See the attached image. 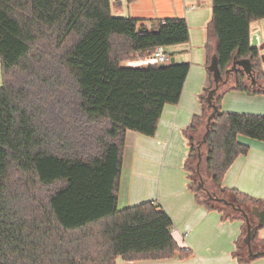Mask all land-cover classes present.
Instances as JSON below:
<instances>
[{
  "label": "trees",
  "instance_id": "trees-1",
  "mask_svg": "<svg viewBox=\"0 0 264 264\" xmlns=\"http://www.w3.org/2000/svg\"><path fill=\"white\" fill-rule=\"evenodd\" d=\"M212 15L221 75L234 57L249 59L256 83L264 86L259 51L250 46V24L264 19V0H212ZM188 41L185 19L114 17L110 0H0V264H116L118 258L191 255L178 246L171 219L153 201L117 207L127 131L153 137L164 107L179 103L190 69L188 63L160 68L122 62ZM208 77L206 92L214 88ZM231 77L227 91L250 90L242 69ZM261 85L252 90L264 94ZM206 92L200 115L184 132L190 148L184 169L196 201L216 210L219 203L202 200L205 189L193 186L200 176L191 167L199 142L206 134V172L219 188L248 152L237 137L264 143V117L221 112L225 93H216L220 114L200 141L194 132L210 115ZM229 192L236 204L252 201ZM252 241L264 244L257 230Z\"/></svg>",
  "mask_w": 264,
  "mask_h": 264
},
{
  "label": "crops",
  "instance_id": "crops-1",
  "mask_svg": "<svg viewBox=\"0 0 264 264\" xmlns=\"http://www.w3.org/2000/svg\"><path fill=\"white\" fill-rule=\"evenodd\" d=\"M110 9L112 16L120 18L185 19L189 41L171 47L173 51L170 59H174L175 63L190 65L180 101L177 105L164 107L156 134L146 137L127 131L117 207L119 203L127 208L153 201L171 219L172 237L178 246L191 252V255L183 260L175 257L165 261L124 262L118 258L116 264L119 261L121 264H263L256 260L258 257H249L247 247L244 252L240 246L246 234V224L240 213L221 203L237 213H228V219H224L222 216L225 210L219 211L223 210L222 207L209 210L198 203L195 194L189 189L191 181L184 169L190 149L184 132L192 118L199 116L202 111L200 99L209 87L207 67L212 57L216 56L212 0H134L132 3L127 0H110ZM252 36L256 39L255 47L259 51L264 71V19L250 24V38ZM232 83L233 78L230 76L217 90V94L225 93L220 101V111L264 117V94L252 90L261 84L256 83L254 86L250 82V90L245 92L227 91ZM201 121L195 126L196 138H201ZM237 141L248 147L247 154L239 156L230 166L221 187L215 186L208 177L213 190L208 191L231 195L229 191L236 190L250 197L251 202L236 204L233 199L227 202L240 207L248 216L251 215L249 220L252 226L257 227V239L264 240V226H257L259 219L253 214L254 209L256 213L264 209V143L242 136H238ZM127 145L131 162L125 178L123 165ZM201 176L199 178L202 181ZM251 249L253 252L264 251V244L259 245L251 240Z\"/></svg>",
  "mask_w": 264,
  "mask_h": 264
},
{
  "label": "water",
  "instance_id": "water-1",
  "mask_svg": "<svg viewBox=\"0 0 264 264\" xmlns=\"http://www.w3.org/2000/svg\"><path fill=\"white\" fill-rule=\"evenodd\" d=\"M153 26H154V24L151 25V27H153ZM255 45H256V39L254 38V36H252L250 38V46L251 47H255ZM170 63L171 64L174 63V59H170ZM164 66L165 65H160L159 67L163 68ZM237 66L242 68L243 72L247 76V79L250 80L251 84L255 86L256 81H255V79L253 77V73H252V70H251V63H250L249 59L237 60L236 57H234L231 67L228 70H226V72H225V79H223V77L221 75V72H220V70L218 68V63H217L216 56L212 57L211 62H210V64L207 67V71L212 74V77H213L212 79H213V82H214V88L208 90L206 92V96H204V98H203L204 101L207 104V109L210 110V115L207 118L206 133L208 131L209 125H210L211 120L213 119V117L215 115H217V114H220V111H218L217 107L213 104V98H214L215 94L217 93V90H218L220 84L227 82V80L229 78V75L236 70ZM202 97L203 96H201V98ZM205 135L206 134H204V136L202 138V141L199 142V144H198L199 147L202 144L205 143ZM200 158H201L200 155H198V161L199 162H200ZM198 166L199 165H197V173H198ZM200 188L204 189L203 184H201ZM208 200L215 201V202H218V203H222V204H224L226 206H229L233 210H236V211H238L240 213V215L243 217L244 222L246 224V234H245V237L243 239V243L247 247V251H248L249 257H251V258L264 257V251L253 252L252 249H251L252 236L255 233L257 227L256 226H252V224L250 223V220H249V216L240 207L234 206L233 204L227 202L225 199L216 198V197L213 198L212 196H208ZM255 211L256 210L254 209L253 214L256 217H258V219H259V222H258L257 226H259V227L260 226H264V209L261 212H259V213H256Z\"/></svg>",
  "mask_w": 264,
  "mask_h": 264
},
{
  "label": "rangeland",
  "instance_id": "rangeland-1",
  "mask_svg": "<svg viewBox=\"0 0 264 264\" xmlns=\"http://www.w3.org/2000/svg\"><path fill=\"white\" fill-rule=\"evenodd\" d=\"M171 47H173V46H171ZM171 47H167V48H165L164 50H165V52H166V54L167 55H169V58H170V54L172 53V49H171ZM144 60L145 59H141V60H136V59H128V60H125V61H123L122 62V65L123 66H143V65H146L145 63H144ZM240 92H245V91H240ZM206 119H207V117H204V118H202V121H201V123H200V131H202L201 132V135H200V137H202L203 136V134H204V132H205V126H206ZM200 141H201V138H200ZM198 147H199V145H198ZM196 148L197 149V154L194 156V158L192 159V162H191V167L194 169V171H197V165H198V155H200V164H199V169H198V173H200V175H202L201 176V178H202V181L203 182H201L200 181V179L198 178V180L196 179V184H194L193 186H194V188H196V189H198V190H201V188H200V186H201V184H203L204 183V189L205 190H212L211 188H210V185H209V181H208V177H209V174L206 172V167H205V158H206V151H207V149H206V147H205V145H201V147H200V150H199V148ZM131 162V158H130V150H129V146L127 145V147H126V154H125V159H124V167H123V177H127V175H128V165H129V163ZM210 178V177H209ZM213 191V190H212ZM216 194L221 198V197H224L223 199H225L226 201H231L232 199H233V196L232 195H230V194H221L219 191H216ZM202 200H207V197H205L204 195H203V197H202ZM214 204V203H213ZM216 205V204H215ZM218 205H220V207H222V205H221V203H219ZM123 208H126V206H123L122 204H120L119 203V205H118V209H123ZM227 209L225 210L226 211V214H230L231 213V209H229V207H226ZM249 211V209H247V212ZM249 213V212H248ZM249 216L251 217V215L249 214ZM251 219V218H250ZM245 237V236H244ZM240 246H241V248L243 249V251L245 252V249H246V245L243 243V241L240 243ZM242 254H243V252H241ZM256 260H258V261H262V262H264V257H258ZM122 262H118V264H121ZM264 264V263H263Z\"/></svg>",
  "mask_w": 264,
  "mask_h": 264
},
{
  "label": "built area",
  "instance_id": "built-area-1",
  "mask_svg": "<svg viewBox=\"0 0 264 264\" xmlns=\"http://www.w3.org/2000/svg\"><path fill=\"white\" fill-rule=\"evenodd\" d=\"M165 48L159 47L157 48L151 56L146 58L144 60L145 64H150V65H166L170 62L169 55L166 54Z\"/></svg>",
  "mask_w": 264,
  "mask_h": 264
},
{
  "label": "flooded vegetation",
  "instance_id": "flooded-vegetation-1",
  "mask_svg": "<svg viewBox=\"0 0 264 264\" xmlns=\"http://www.w3.org/2000/svg\"><path fill=\"white\" fill-rule=\"evenodd\" d=\"M230 67H231V66H230ZM238 68L242 69L241 67L237 66V67H236V70H237ZM228 69H229V68H228ZM231 74H233V73H231ZM231 74L229 75V77L231 76ZM222 77H223V79H225V76H222ZM205 194L207 195V197H208V196H212L213 198H214V197H216V198H220V197L216 194V192H211V191L205 190Z\"/></svg>",
  "mask_w": 264,
  "mask_h": 264
}]
</instances>
